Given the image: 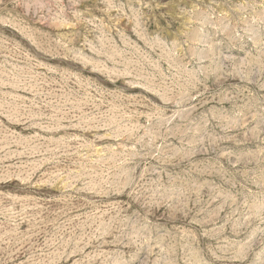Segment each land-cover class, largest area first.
<instances>
[{"label":"rangeland","instance_id":"374dc122","mask_svg":"<svg viewBox=\"0 0 264 264\" xmlns=\"http://www.w3.org/2000/svg\"><path fill=\"white\" fill-rule=\"evenodd\" d=\"M0 264H264V0H0Z\"/></svg>","mask_w":264,"mask_h":264}]
</instances>
